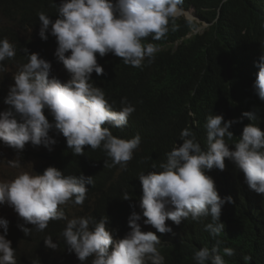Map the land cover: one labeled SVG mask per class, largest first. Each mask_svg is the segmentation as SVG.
Returning <instances> with one entry per match:
<instances>
[{
  "label": "clouds",
  "instance_id": "9594fccd",
  "mask_svg": "<svg viewBox=\"0 0 264 264\" xmlns=\"http://www.w3.org/2000/svg\"><path fill=\"white\" fill-rule=\"evenodd\" d=\"M183 3L184 0H61L59 6L52 2L57 10L54 22L44 12L37 13L38 35L41 40H47L46 32L51 26L50 35L55 41L50 49L56 48L54 55L70 79L61 83L57 64L52 60L47 62L36 53L29 55L27 49H23L27 62L19 65L16 73L12 68L7 71L0 63V75L3 73V77L7 75L14 81L3 101L8 107L0 112V149H13L17 157L38 148L51 151L56 141L49 137V131L55 129L74 155H84L85 146L91 150L99 148L112 161L111 165L105 161V166L119 165L126 170L141 137L136 134L127 140L117 138L104 125L126 126L135 108L127 98H122L121 109L114 110L103 89L94 86L91 74L104 73L97 63V54L100 57L112 54L125 65L137 68L146 59L151 63L158 49L152 43H144L146 38L162 39L170 23L175 31L176 18L192 17L198 21L192 10L182 7ZM15 55V46L7 38L0 39V62ZM254 78L255 94L264 101V52L255 64ZM45 110L53 118L52 123L46 118ZM242 117L249 121L257 119L255 112H245ZM234 122L211 113L204 124V149L186 127L180 133L182 144L175 145L166 154V162L159 165V171L138 175L142 188L141 214L133 212L128 217L130 230L122 239L113 238L106 227V216L99 220L92 216L68 218L58 210L59 206L61 210L67 207L69 201L83 204L88 191L85 185L93 180L90 177L64 175L50 166L42 174L21 171L11 180L0 181V205H7L16 213L9 220L0 218V230H3L0 264H17L15 250L6 239L11 218L16 216L24 224L33 226L17 225L26 237L33 228L43 231L50 221H66L61 236L81 264L89 257H92L91 264H165L162 249L175 233V227L166 220L179 225L185 219L199 221L211 217L204 230L212 237H219L225 231L219 222L221 209L233 201L231 197L218 195L214 181L205 174L207 171L213 168L223 171L227 159L243 173L250 190L264 195V131L249 123L230 150L225 137L233 138L229 128ZM10 165L20 167L19 160L16 158ZM122 199H130L127 192ZM142 217L145 225L153 227L148 232L142 231L138 223ZM43 242L46 248H58L51 236ZM220 243L217 240L213 247L195 251L193 260L196 264H226L224 257H231L235 252L225 247L221 254ZM243 259L252 260L251 256ZM33 264H39V260Z\"/></svg>",
  "mask_w": 264,
  "mask_h": 264
},
{
  "label": "trees",
  "instance_id": "16d2710c",
  "mask_svg": "<svg viewBox=\"0 0 264 264\" xmlns=\"http://www.w3.org/2000/svg\"><path fill=\"white\" fill-rule=\"evenodd\" d=\"M52 2L59 6L61 0H0V39L7 38L16 48L14 58L0 62L7 71L12 68L16 73L19 65L27 62L23 51L27 49L29 55L36 53L47 62H55L61 83L70 79L54 55L56 48L50 49L55 41L50 35L51 26L46 32L47 40H41L38 35L37 13L44 12L53 22L57 18ZM182 7L192 10L198 21L176 18L175 31L170 23L162 39L146 38L144 43H152L158 49L151 63L146 59L137 68L125 65L112 54L104 57L97 54V63L104 73L91 74L94 86L103 89L114 110L121 109L122 98H127L135 108L126 126L104 125L117 138L127 140L136 134L141 137L126 170L119 165L105 166V161L108 165L112 161L99 148L91 150L85 146L84 155H74L55 129L49 131V137L56 141L51 151L38 148L23 153L24 157L29 153L34 157L33 172L37 174L51 166L64 175L92 178V183L85 185L88 191L82 205L69 201L67 207L61 210L59 206L58 210L68 218L92 216L99 220L106 216V227L114 239H122L130 230L127 221L133 212L141 214L142 188L138 175L159 171V165L166 162V154L182 144L180 133L184 128L195 134L202 149L206 147L204 124L211 113L223 115L225 121H236L229 128L233 138L225 137L230 150L249 123L264 131V101L252 87L256 79L255 64L264 52V0H184ZM202 23L207 24L204 30L193 34ZM3 75H0V112L7 109L3 101L14 84L11 77L9 81L2 80ZM245 112H255L257 119L249 121L242 117ZM45 115L52 123L47 110ZM224 162L223 171L213 168L205 174L212 178L221 198H232L233 203H226L221 209L219 222L225 231L219 237L210 236L204 225L211 222V217L199 221L189 218L179 225L166 220L175 227V233L162 249L165 264H196L195 251L211 248L217 240L221 241V254L225 247L234 249L233 256L224 257L226 264H264V195L250 190L243 173L227 159ZM124 192L130 199H122ZM144 219L138 223L142 231L148 232L153 227L145 225ZM17 225L33 227L24 224L19 216L11 218L6 239L15 250L17 264H33L35 260L39 264H81L61 236L66 221H50L46 229L38 232L33 228L27 237ZM47 236L58 244L56 250L45 247L43 240ZM245 256H251L252 260L245 261ZM91 260L89 257L85 264H91Z\"/></svg>",
  "mask_w": 264,
  "mask_h": 264
},
{
  "label": "rangeland",
  "instance_id": "374dc122",
  "mask_svg": "<svg viewBox=\"0 0 264 264\" xmlns=\"http://www.w3.org/2000/svg\"><path fill=\"white\" fill-rule=\"evenodd\" d=\"M190 20H193L194 18H189ZM206 27V24L202 23L199 26H197L194 29V33L202 32L204 28ZM13 70V69H11ZM10 80L8 76H4L2 80ZM24 151V149H23ZM30 151V150H26ZM30 154V153H29ZM27 157H24V154L20 153V157H17V153L12 150H6V149H0V181H6V180H11L13 179L19 172L21 171H27V172H32L34 171L35 167V160L31 154ZM19 160L20 167L14 168L10 164L13 160L15 159ZM13 214H16L13 209L7 205H0V218H4L9 220V217Z\"/></svg>",
  "mask_w": 264,
  "mask_h": 264
},
{
  "label": "bare ground",
  "instance_id": "6f19581e",
  "mask_svg": "<svg viewBox=\"0 0 264 264\" xmlns=\"http://www.w3.org/2000/svg\"><path fill=\"white\" fill-rule=\"evenodd\" d=\"M256 57V56H255ZM103 167V166H102ZM103 171V170H102ZM208 219V218H207ZM246 223V222H245ZM248 225V224H247ZM246 230V229H245ZM243 231V230H242ZM243 234H245V233H243Z\"/></svg>",
  "mask_w": 264,
  "mask_h": 264
}]
</instances>
